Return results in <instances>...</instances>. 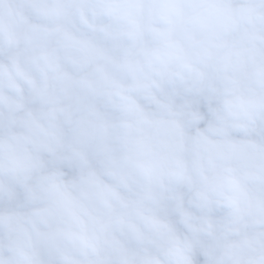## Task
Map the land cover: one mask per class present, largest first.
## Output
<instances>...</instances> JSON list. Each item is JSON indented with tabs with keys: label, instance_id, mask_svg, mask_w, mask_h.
<instances>
[{
	"label": "clouds",
	"instance_id": "9594fccd",
	"mask_svg": "<svg viewBox=\"0 0 264 264\" xmlns=\"http://www.w3.org/2000/svg\"><path fill=\"white\" fill-rule=\"evenodd\" d=\"M0 264H264V0H0Z\"/></svg>",
	"mask_w": 264,
	"mask_h": 264
}]
</instances>
